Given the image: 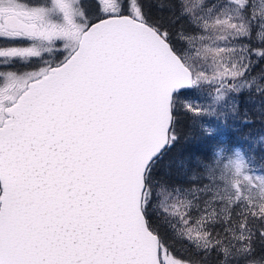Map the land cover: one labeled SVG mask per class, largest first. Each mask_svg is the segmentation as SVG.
Segmentation results:
<instances>
[{
  "label": "snow or ice",
  "instance_id": "obj_1",
  "mask_svg": "<svg viewBox=\"0 0 264 264\" xmlns=\"http://www.w3.org/2000/svg\"><path fill=\"white\" fill-rule=\"evenodd\" d=\"M153 4L0 0V264H264V0Z\"/></svg>",
  "mask_w": 264,
  "mask_h": 264
},
{
  "label": "trees",
  "instance_id": "obj_2",
  "mask_svg": "<svg viewBox=\"0 0 264 264\" xmlns=\"http://www.w3.org/2000/svg\"><path fill=\"white\" fill-rule=\"evenodd\" d=\"M145 4H146V10L148 11L149 15L152 18L155 19V18L160 17L162 15H165V16L167 15L166 13H161L158 11V9L153 4V0H145ZM260 131H261V129L259 126H256L254 128L244 129L243 135L240 138L243 139L244 137L248 136L249 133H258ZM177 247H179V245H177Z\"/></svg>",
  "mask_w": 264,
  "mask_h": 264
}]
</instances>
